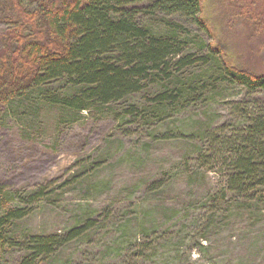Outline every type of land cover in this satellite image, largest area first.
I'll list each match as a JSON object with an SVG mask.
<instances>
[{
  "label": "rangeland",
  "instance_id": "obj_1",
  "mask_svg": "<svg viewBox=\"0 0 264 264\" xmlns=\"http://www.w3.org/2000/svg\"><path fill=\"white\" fill-rule=\"evenodd\" d=\"M251 2L264 19V0ZM203 13L230 63L263 75L264 31H251L221 0H204ZM169 20L181 26L186 48L206 49L212 40L190 21ZM155 25L157 32L171 30L167 20ZM10 27L0 20V33ZM209 66L197 63L179 72L178 80L206 82ZM197 94L184 109L148 124L132 121L121 106L73 114L57 106L0 104V187L9 205L27 212L11 234H63L93 222L40 264H264V202L230 193L212 201L224 176L196 161L203 133L239 124L231 104L261 93L223 83ZM129 102L143 106V94ZM41 187L43 197L29 199ZM13 193L23 199H12ZM0 264H20V252L0 249Z\"/></svg>",
  "mask_w": 264,
  "mask_h": 264
},
{
  "label": "trees",
  "instance_id": "obj_2",
  "mask_svg": "<svg viewBox=\"0 0 264 264\" xmlns=\"http://www.w3.org/2000/svg\"><path fill=\"white\" fill-rule=\"evenodd\" d=\"M29 1L36 7L27 8L23 0H0V20L12 26L0 33V104L9 109L19 102L57 106L73 114L121 106L132 121L148 124L160 121L163 113L184 109L197 92L223 83L261 93L256 100L231 104L239 124L231 128L222 124L203 133L196 161L224 176L225 183L220 193L211 195L212 201H224L230 193L244 202H264V74L230 63L225 45L203 17L204 0ZM221 1L251 31H264V19L251 0ZM174 16L210 33L206 49L186 48L181 26L169 20ZM164 20L171 30L157 32L155 24ZM197 63L210 65L206 82L178 80L179 72ZM137 94H143V106L129 102ZM160 183L152 182L149 189ZM44 191L39 188L29 199L43 197ZM25 210L9 205L0 187V249L20 252V264L50 260L93 224L88 220L63 234L21 239L11 234V228Z\"/></svg>",
  "mask_w": 264,
  "mask_h": 264
}]
</instances>
